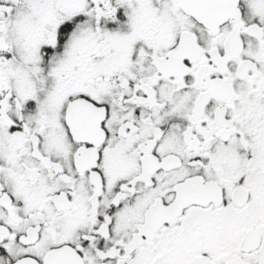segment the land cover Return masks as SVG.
Instances as JSON below:
<instances>
[{
  "label": "snow or ice",
  "instance_id": "6c2138e0",
  "mask_svg": "<svg viewBox=\"0 0 264 264\" xmlns=\"http://www.w3.org/2000/svg\"><path fill=\"white\" fill-rule=\"evenodd\" d=\"M0 264H264V0H0Z\"/></svg>",
  "mask_w": 264,
  "mask_h": 264
}]
</instances>
